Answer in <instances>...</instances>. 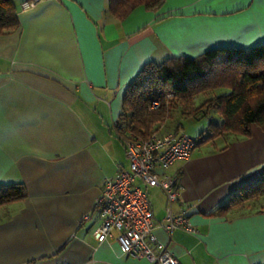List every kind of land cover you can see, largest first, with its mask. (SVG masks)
<instances>
[{
    "label": "crops",
    "instance_id": "crops-1",
    "mask_svg": "<svg viewBox=\"0 0 264 264\" xmlns=\"http://www.w3.org/2000/svg\"><path fill=\"white\" fill-rule=\"evenodd\" d=\"M12 3L18 24L0 31V186L22 183L26 196L0 205V264H149L120 252L118 231L93 233L101 181L129 168L115 129L123 93L147 62L264 43V0H163L123 19L108 0ZM251 130L160 170L181 186L173 213L197 228L155 229L181 264H264V196L217 213L264 174V130ZM147 191L161 222L166 197Z\"/></svg>",
    "mask_w": 264,
    "mask_h": 264
},
{
    "label": "trees",
    "instance_id": "trees-1",
    "mask_svg": "<svg viewBox=\"0 0 264 264\" xmlns=\"http://www.w3.org/2000/svg\"><path fill=\"white\" fill-rule=\"evenodd\" d=\"M163 0H108V10L117 19L125 18L135 7L156 8ZM18 24L12 0H0V31ZM225 87L227 94L205 99L193 107L191 99L199 93ZM157 101L156 107L151 103ZM182 106V113L195 116L210 109L220 115L210 121L205 137L196 146L224 133L248 137L252 125L264 130V43L248 49L237 47L209 49L195 57H170L147 62L127 85L122 96V112L116 120V135L122 141L127 132L146 137L163 129L170 109ZM180 128L177 126L173 130ZM26 196L22 183L0 186V205ZM264 196V174L239 192L230 194L218 214L245 201Z\"/></svg>",
    "mask_w": 264,
    "mask_h": 264
},
{
    "label": "built area",
    "instance_id": "built-area-1",
    "mask_svg": "<svg viewBox=\"0 0 264 264\" xmlns=\"http://www.w3.org/2000/svg\"><path fill=\"white\" fill-rule=\"evenodd\" d=\"M23 5L30 7L34 2ZM157 105V101L151 103V107ZM122 143L129 168H119L114 177H105L101 181L100 194L94 205L100 223L94 229V236L103 241L116 230L122 254L143 258L149 264H181L168 249L157 246L155 229L163 227L168 233L174 229L196 233L197 228L190 221L187 210L173 213L172 203L178 198L181 186L175 175L160 170L169 168L177 160L188 159L196 147V140L178 128L153 130L146 137L127 132ZM147 187L158 188L166 197L161 222L154 220Z\"/></svg>",
    "mask_w": 264,
    "mask_h": 264
},
{
    "label": "rangeland",
    "instance_id": "rangeland-1",
    "mask_svg": "<svg viewBox=\"0 0 264 264\" xmlns=\"http://www.w3.org/2000/svg\"><path fill=\"white\" fill-rule=\"evenodd\" d=\"M229 92L228 88L225 87H219L214 88L211 90H208L203 93H199L192 97L191 104L193 107L199 106L205 99L216 96V95H223L227 94ZM212 122H219L220 121V115L216 110L210 109L206 114H203V111H200L199 114L195 116H189L182 113V106L177 105L176 107L170 109V112L168 114V117L165 119V125L167 127H175L180 126V128L189 134L192 138L195 140H199L201 137H205V133L207 131L208 125ZM223 137H220L218 140H223ZM211 141V140H209ZM206 141L205 143H207ZM211 144L208 142L207 144H199L197 148L194 150L193 153H199L202 152L204 149H207L210 147ZM180 164V161L176 162L172 168H170L168 171H171L173 167H178ZM147 189L152 192V190H155V187H147ZM154 200V199H153ZM257 205L264 206V198L260 199L257 203Z\"/></svg>",
    "mask_w": 264,
    "mask_h": 264
}]
</instances>
